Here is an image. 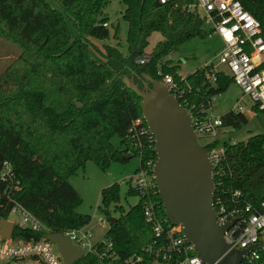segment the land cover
I'll return each mask as SVG.
<instances>
[{
  "label": "trees",
  "instance_id": "obj_1",
  "mask_svg": "<svg viewBox=\"0 0 264 264\" xmlns=\"http://www.w3.org/2000/svg\"><path fill=\"white\" fill-rule=\"evenodd\" d=\"M48 1H53L58 10ZM260 26L264 42V0H234ZM108 0H0V39L19 49L0 72V170L10 166L12 184L17 189L0 196V219H7L11 207H22L50 234L75 230L89 223L79 214L77 192L67 179L87 162L103 171L111 162L124 163L125 154L139 158L138 169L154 162L153 143L146 134L130 131L132 122L141 119L139 99L122 84L131 78L141 88L140 73L160 80L162 74L177 78V67L161 64V59L191 38L208 35L200 18L185 9L191 0L160 4L158 0H119L126 23V54L117 46H104L102 61L89 54V39L103 41L108 30L102 24L103 7ZM68 20L76 32L71 37ZM158 33L157 42L143 65L135 62L144 55L147 38ZM112 39L117 40V28ZM117 45V44H116ZM192 86L206 88L201 68L185 77ZM231 80L218 76L208 96L225 91ZM224 127L233 130L246 124L242 114L229 111L220 116ZM141 126L145 125L142 122ZM135 129H139L135 127ZM116 135L121 148L110 139ZM213 142L212 145H216ZM264 136L254 135L245 142L225 145L222 182L225 189L238 190L244 203L264 201ZM209 146V147H211ZM208 147V146H207ZM207 147H203L207 151ZM215 182V181H214ZM7 185V184H6ZM10 188V185H7ZM4 184L0 182V191ZM126 195L139 196L128 186ZM118 186L110 185L99 193V212L107 216L111 207L114 223L104 234L116 256L113 264L130 258L138 264L162 263L155 251H165L168 236L155 239L143 217L142 204L150 203L159 219L165 220L156 188L148 190L133 206L124 210L118 205ZM168 223L164 229H168ZM13 238L36 241L33 233L13 225ZM97 247L101 249V244ZM189 255H193L190 252ZM95 256L84 257L74 264H99ZM171 260L168 264H175Z\"/></svg>",
  "mask_w": 264,
  "mask_h": 264
},
{
  "label": "built area",
  "instance_id": "obj_2",
  "mask_svg": "<svg viewBox=\"0 0 264 264\" xmlns=\"http://www.w3.org/2000/svg\"><path fill=\"white\" fill-rule=\"evenodd\" d=\"M178 1L180 0H158L160 4H174ZM191 1V5H185L186 11L194 12L200 18L202 27L208 35L214 34L220 40L221 48L217 55V64L221 68L217 66L214 68L211 63L202 68V79L207 85L206 88L202 85L192 86L185 81V77L176 75L175 79L171 75L162 74L160 70L156 71V75L160 77L158 81L166 86L169 93L189 115L195 138L202 136L207 140L200 147L203 149L217 142L216 145L207 147L205 153L212 167L214 184L212 208L215 213V224L218 226L230 224L222 234L227 252L250 248L247 254L242 256L239 264H264V201L257 204L244 203V196L240 191L223 187L221 176L225 145H232L234 142L220 144L219 135L227 133L230 127H224L220 117L213 115L215 96L207 95L208 89L215 87L218 76L227 77L241 92V97L231 112L242 114L243 109L247 112H264V42L260 36V26L237 1ZM102 26L106 27V23ZM148 61L146 56L135 60L140 65ZM243 97L248 100V104L244 107L239 104ZM142 122V119L133 121L130 131L146 134L148 142L153 143L146 127L141 126ZM135 127L139 129L136 130ZM153 163L146 162L131 179L132 187L139 194L137 201L145 196L148 190L155 188L151 173ZM12 178L10 166L5 162L2 163L0 182L4 184V188L0 191V196L17 189L16 183L12 184ZM6 184L10 185V188ZM142 211L144 220L151 227L155 239H160L164 232L168 236L165 251L156 250L154 253L162 264H168L172 259L175 260V264H202L196 258L191 245L185 243L179 227H172L166 219H159L150 203L143 202ZM10 213L20 217L21 226L18 227L38 233L40 238L36 241H25L21 238H13L12 234L8 239L0 237V258L11 264H64L56 246L44 239V235L49 233L41 223L17 204L11 207ZM99 222L108 223V220ZM165 223L169 225L166 230ZM60 235L82 251L80 260L88 256H95L99 264H113L116 260L111 243L104 242L103 239L94 241L90 232L83 227L64 231ZM98 244H101V249L97 247ZM190 252H193V255H189ZM138 263V258L134 261L128 258L123 264Z\"/></svg>",
  "mask_w": 264,
  "mask_h": 264
},
{
  "label": "water",
  "instance_id": "obj_3",
  "mask_svg": "<svg viewBox=\"0 0 264 264\" xmlns=\"http://www.w3.org/2000/svg\"><path fill=\"white\" fill-rule=\"evenodd\" d=\"M139 78L141 88L131 78L121 81L140 100L141 119L153 139L151 173L165 219L170 226L180 228L185 243L202 264H239L250 248L227 252L222 234L230 224H215L212 167L196 141L189 115L160 81L144 73ZM114 221L109 218L108 225ZM12 230V223L0 219L1 238L8 239ZM44 239L56 246L64 264H74L83 255L60 234H46Z\"/></svg>",
  "mask_w": 264,
  "mask_h": 264
},
{
  "label": "rangeland",
  "instance_id": "obj_4",
  "mask_svg": "<svg viewBox=\"0 0 264 264\" xmlns=\"http://www.w3.org/2000/svg\"><path fill=\"white\" fill-rule=\"evenodd\" d=\"M49 5L58 10V6L53 1H48ZM192 1L186 5H191ZM123 5L119 0H108L103 7L102 17L106 18V28L108 30V38L103 41L89 39V54L95 61H102L104 54V46H117L119 52L126 54V23L122 20L121 14ZM194 13V12H192ZM65 25L71 37L76 36L75 30L72 28L68 20L64 19ZM117 28V40L112 39L114 29ZM158 33H152L147 38V45L144 49V55L148 56L153 46L161 41ZM117 44V45H116ZM221 48L218 37L209 34L204 38H191L179 45L173 52L169 53L160 63L170 64L177 67V75L186 77L197 69L202 68L211 63V66L221 68L217 64V55ZM19 54V49L11 43L0 39V72ZM160 68L158 67L157 70ZM161 71V70H160ZM241 97V92L232 83L228 85L224 92L216 95L213 100V115L220 117L234 109V105ZM242 107L248 104L246 97L239 102ZM242 115L246 119V124L238 130L228 129L227 133L219 135L220 144L232 141L234 143L245 142L249 137L254 135L264 136V112H247L243 109ZM199 146L207 141L202 136L196 139ZM110 144L114 148H121L120 139L113 135ZM264 146V144H263ZM139 166V158L131 156L124 163L111 162L103 171L99 170L93 163L87 162L82 169L67 179L68 184L77 192L80 197V203L76 207L79 214L87 215L89 223L83 228L90 232L94 241H101L108 229L107 216L99 212V193L102 189L116 184L118 186V205L124 210L128 206H133L137 202L135 195H126L128 186L132 187L131 179L137 173ZM109 217L116 218V213L112 208H108ZM8 222L16 226H21V219L15 213H10L6 219ZM103 220L106 223H100ZM53 248V247H52ZM0 264H11L5 259L0 258Z\"/></svg>",
  "mask_w": 264,
  "mask_h": 264
}]
</instances>
